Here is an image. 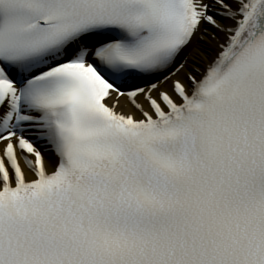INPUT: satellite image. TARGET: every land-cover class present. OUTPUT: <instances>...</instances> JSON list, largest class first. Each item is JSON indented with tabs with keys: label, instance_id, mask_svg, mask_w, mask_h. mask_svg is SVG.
Here are the masks:
<instances>
[{
	"label": "snow or ice",
	"instance_id": "1",
	"mask_svg": "<svg viewBox=\"0 0 264 264\" xmlns=\"http://www.w3.org/2000/svg\"><path fill=\"white\" fill-rule=\"evenodd\" d=\"M0 264H264V0H0Z\"/></svg>",
	"mask_w": 264,
	"mask_h": 264
}]
</instances>
